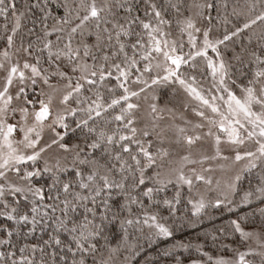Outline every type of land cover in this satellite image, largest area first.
<instances>
[{"label":"snow or ice","instance_id":"snow-or-ice-1","mask_svg":"<svg viewBox=\"0 0 264 264\" xmlns=\"http://www.w3.org/2000/svg\"><path fill=\"white\" fill-rule=\"evenodd\" d=\"M0 264H264V0H0Z\"/></svg>","mask_w":264,"mask_h":264}]
</instances>
